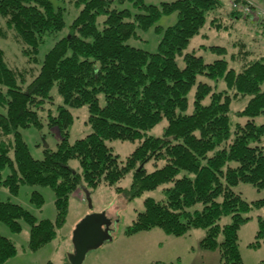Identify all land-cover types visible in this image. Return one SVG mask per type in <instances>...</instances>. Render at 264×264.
<instances>
[{"label": "trees", "instance_id": "obj_1", "mask_svg": "<svg viewBox=\"0 0 264 264\" xmlns=\"http://www.w3.org/2000/svg\"><path fill=\"white\" fill-rule=\"evenodd\" d=\"M126 1H132L138 13L117 8L116 2ZM74 3L79 14L69 34L56 40L32 81H27L26 72L8 66L0 48V105L6 108L5 114L0 113V189L17 195L22 185L51 187L57 210L55 221H38L21 205L0 197V222L14 232L22 230L21 221L27 223L30 248L37 251L56 239L77 191L115 187L133 199L168 185L163 200H145L144 211L125 235L159 228L179 238L203 229L202 249L217 251L221 264H245L239 231L250 220L246 214L253 206H264V197L250 203L234 187L245 183L264 192V123L256 121L264 115V54L250 50L243 41L235 42L230 59L212 63L186 51L209 18L212 28L223 27V0H176L161 7L144 0ZM172 12H177L176 24L157 27L162 37L156 53L127 43L141 38L138 30H147ZM226 16L234 21L244 17L232 8ZM0 17L6 29L0 27V34L11 33L30 62H39L47 38L67 27L65 8H56L51 0H0ZM257 25L264 28L263 22ZM210 49L228 54L225 47ZM54 87L62 98L56 109ZM246 97H250L246 107L235 113L245 121L234 122L232 103ZM84 106L92 132L72 144V110ZM165 119L164 134L149 135ZM43 121L59 128L61 142L56 151L46 149L44 159L37 160L20 130L42 128ZM115 140L139 144L123 161L108 145ZM74 159L81 173L69 166ZM149 163L155 167L152 172ZM129 174L130 188L119 187ZM32 200L42 208L39 192ZM258 222L252 248L264 245V218ZM17 252L14 242L0 235V264Z\"/></svg>", "mask_w": 264, "mask_h": 264}, {"label": "rangeland", "instance_id": "obj_2", "mask_svg": "<svg viewBox=\"0 0 264 264\" xmlns=\"http://www.w3.org/2000/svg\"><path fill=\"white\" fill-rule=\"evenodd\" d=\"M51 1L56 8L59 6L65 8L67 27L62 33L47 38V41L40 47L39 62H30L11 33L6 36L0 34V48L5 53V60L8 66L21 72H26L29 76L28 82L32 81L34 76L38 74L45 54L54 46L56 40L69 34V27L79 14V9L74 3L75 0ZM174 1L176 0H144L145 4L157 7H161L162 3ZM233 1L223 0V14L221 16L223 27L220 29L212 28L209 22L211 18H209L200 34L191 40L186 49L187 52H196L198 56L204 58L206 63H212L223 58L230 59L232 53L235 52V42L243 41L250 50L264 54V28H262V25H257L263 21L243 17L248 19L245 22L243 18L235 21L229 18L226 15L230 12ZM115 4L119 9H129L133 14L138 13V9L135 8L132 1H126L125 3L116 2ZM216 15L218 16V14ZM177 19V12L165 14L147 30H138L141 38L133 37L127 43L150 53H156L162 37V33L157 31V27L168 28L175 25ZM0 27L6 31L4 20L1 17ZM213 46L227 48L228 54L223 55L212 51L210 47ZM204 47L206 48L204 49ZM180 66H184L183 61H180ZM206 80L213 87L222 88V85L217 87L212 80L207 78ZM194 92L195 88L189 95L190 110L193 109ZM51 94L55 101L53 108L56 109L58 104L62 103V98L58 94L56 87L53 88ZM249 100L250 97H246L233 101L231 117L234 122L238 120L241 122L245 121V119L237 118L235 113L244 109ZM101 103L104 104L102 96ZM0 113H6V108L2 105H0ZM72 113L74 123L70 130L69 141L73 144L87 136L92 130L88 123L89 111L87 106L73 109ZM256 121L257 124L264 123V115L259 116ZM43 123L42 128L29 127L20 130L32 157L37 160L44 159L46 149L56 151L58 144L61 142L59 128L48 126L46 121H43ZM166 126L167 121L165 119L153 130L149 131V135L154 137L162 136ZM138 144V141L115 140L108 142L113 152L123 161L137 148ZM69 166L74 171L81 173L78 160L70 161ZM147 169L152 172L155 167L152 163H149ZM7 174L8 171H5L4 176ZM132 180L133 176L129 174L118 186L123 189H129ZM165 187H168V185H161L153 191L145 192L141 196L130 199L125 193L118 192L115 187L101 186L91 190V192L88 191L92 200L91 208L87 203L86 189L83 190L84 192L77 191L70 198L66 222L63 227L57 230L56 239L37 251H32L30 248V227L27 223L21 221L22 230L14 232L8 225L0 222V235L13 241L18 250L17 255L9 259L5 264H71L70 256L74 253L73 233L78 224L86 216L93 213H105L107 218L112 221L113 239L107 241L100 248L90 251L83 264H154L156 262L166 264H218L215 261V256L213 257L214 253L217 254V252L204 250L200 246V241L205 234L203 229H193L191 230L192 236L186 235L179 238L168 235L159 228L133 236L125 235V231L132 225L138 213L144 211L145 200L147 198L163 200L165 198L163 191ZM234 190L250 203L264 197V192L258 191L251 184L240 183L234 187ZM35 191L43 196L44 203L42 208H38L37 204L32 200ZM0 197L3 201L10 200L12 203L21 205L24 209L31 212L38 221H55L57 218L55 194L51 187L22 185L17 195H11L7 189L3 188L0 189ZM246 216L251 218L239 231V249L245 264H259L264 260V245L259 248H252L249 245L255 241L259 218H264V206L260 208L253 206ZM228 221L229 219L225 220V222Z\"/></svg>", "mask_w": 264, "mask_h": 264}, {"label": "water", "instance_id": "obj_3", "mask_svg": "<svg viewBox=\"0 0 264 264\" xmlns=\"http://www.w3.org/2000/svg\"><path fill=\"white\" fill-rule=\"evenodd\" d=\"M47 147V146H46ZM87 203L92 207L90 194L85 190ZM112 221L105 213H93L86 216L73 233L74 253L70 256L71 264H83L87 254L103 246L112 237Z\"/></svg>", "mask_w": 264, "mask_h": 264}, {"label": "built area", "instance_id": "obj_4", "mask_svg": "<svg viewBox=\"0 0 264 264\" xmlns=\"http://www.w3.org/2000/svg\"><path fill=\"white\" fill-rule=\"evenodd\" d=\"M232 8L246 18L264 22V0H234Z\"/></svg>", "mask_w": 264, "mask_h": 264}, {"label": "crops", "instance_id": "obj_5", "mask_svg": "<svg viewBox=\"0 0 264 264\" xmlns=\"http://www.w3.org/2000/svg\"><path fill=\"white\" fill-rule=\"evenodd\" d=\"M146 232H148V231H146ZM141 233H143V232H141ZM188 235H189V236H192L191 232H190ZM204 236H205V234H204ZM204 236H203V237H204ZM203 237H202V239H203ZM202 239H201V240H202ZM212 252H217V251H212ZM214 256H215V257H214ZM213 257L215 258V261H217L218 264H221V262H220V255H219L218 252H217V254L214 253ZM156 263H161V262H156ZM154 264H155V263H154ZM163 264H166V263H163Z\"/></svg>", "mask_w": 264, "mask_h": 264}, {"label": "flooded vegetation", "instance_id": "obj_6", "mask_svg": "<svg viewBox=\"0 0 264 264\" xmlns=\"http://www.w3.org/2000/svg\"><path fill=\"white\" fill-rule=\"evenodd\" d=\"M111 229H112V226H111ZM113 230V229H112Z\"/></svg>", "mask_w": 264, "mask_h": 264}]
</instances>
